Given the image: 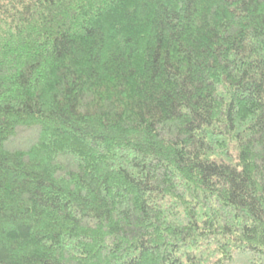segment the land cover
<instances>
[{"label":"trees","instance_id":"16d2710c","mask_svg":"<svg viewBox=\"0 0 264 264\" xmlns=\"http://www.w3.org/2000/svg\"><path fill=\"white\" fill-rule=\"evenodd\" d=\"M0 264H264V0H0Z\"/></svg>","mask_w":264,"mask_h":264}]
</instances>
